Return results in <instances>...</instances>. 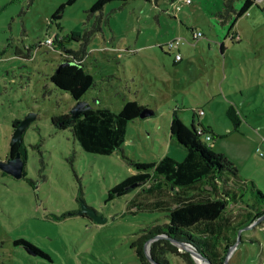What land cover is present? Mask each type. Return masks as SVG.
<instances>
[{
    "label": "rangeland",
    "instance_id": "obj_1",
    "mask_svg": "<svg viewBox=\"0 0 264 264\" xmlns=\"http://www.w3.org/2000/svg\"><path fill=\"white\" fill-rule=\"evenodd\" d=\"M66 1L0 0V162L7 159L14 123L32 116L22 134L24 176L16 179L0 170V264H139L131 244L145 233L141 230L164 223L168 214L151 206L166 201L174 207L175 201L168 195L144 199L169 192H146L150 183L110 201L108 191L135 173L133 163L184 158V149L170 140L173 113L188 127L193 116L204 130L209 124L207 144L214 153L230 161L252 154L248 123L264 126V0L230 31V21L222 24L219 17L223 0H178L177 12L167 0H112L102 15L91 16L97 0H77L64 8L60 20L54 19ZM242 3L237 0L234 7ZM92 27L99 29L87 46L84 65L96 86L81 100L115 113L135 100L153 111L128 123L121 150L111 155L83 151L70 129H58L51 121L69 113L76 102L50 81L61 60L58 46L46 40L58 36L68 41L72 32ZM191 28L203 35L195 43ZM179 35L186 40L180 47L186 57L183 64H174V54L159 45ZM66 47L78 50L80 43L69 41ZM245 174L244 168L238 172L252 180ZM255 186L264 195V187ZM245 193L247 201L250 194ZM136 195L137 203L131 204ZM80 206L106 221L97 224L81 217L76 213ZM248 211L245 206L227 211L222 223L227 226L221 229L233 246L221 264H264V218L246 223L235 239L237 227L231 222ZM18 240L47 258L16 246ZM170 242L177 252L169 256V264H211L187 241ZM150 244L144 247L147 254Z\"/></svg>",
    "mask_w": 264,
    "mask_h": 264
},
{
    "label": "trees",
    "instance_id": "obj_2",
    "mask_svg": "<svg viewBox=\"0 0 264 264\" xmlns=\"http://www.w3.org/2000/svg\"><path fill=\"white\" fill-rule=\"evenodd\" d=\"M76 1L67 0L60 5L53 14V18L60 20L64 8L73 5ZM110 1L112 0H97L89 10L90 16L95 13L102 15L104 6ZM145 1L153 2V0ZM167 1L171 2V9L177 12L175 2L178 0ZM236 1L223 0V11L219 12L222 24L230 21L229 31L250 7L256 5L260 8L263 3L243 0L240 8L236 9L234 7ZM98 29V27H92L91 30L72 32L68 41L58 36L53 39L52 47L58 46L56 50L59 51L61 65L50 76V81L58 90L68 93L76 104L85 103L81 100L82 96L96 86L94 77L85 69L84 59L90 39ZM194 30L196 29H191V33L192 41L195 43ZM231 39H236V35H232ZM69 41L79 42V49L73 50L66 47V43ZM168 42L159 45L160 48L167 47ZM223 50L224 47L221 44L220 51L223 52ZM179 61L174 59V63ZM143 109L135 100L124 102L121 110L117 113L108 108H95L86 104V108L77 116L69 112L61 116H54L51 121L58 129H70L74 140L83 151L98 155H111L113 152L121 150V146L125 142L128 123L140 118ZM15 124L16 122L13 125L14 129ZM235 125L238 128V121H235ZM198 129H201L200 124H195L194 116L188 127L179 120L176 113H173L169 126L170 140L184 149V158L177 161L171 157L163 156L154 163H133L135 173L115 184L108 191L107 200L110 201L116 197L127 195L135 189H142L150 183V187L145 189L146 192L161 189H166L169 192L160 191L159 194L142 196L144 199L150 196L168 195L169 199L175 201L174 207L165 203L166 201L151 206L154 209H165L168 214L164 216L166 219L164 223L149 225L146 230H141L145 233L139 234L131 244L130 247L134 249L139 264H169V256L172 257V254L177 252L170 239L187 241L211 264H221L224 254L228 252L229 247L233 246V242L226 238L221 229L227 226L222 224L226 222L224 217L227 211L238 206L254 209V215L249 216L247 224L263 216L264 195L262 192L258 190L253 181L242 179L238 175L237 168L223 154L213 152L205 140V136L210 133L209 128L199 131ZM25 152L21 142V145L15 144L10 147L8 156L19 154L25 164ZM246 190L250 194V204L249 200L244 201L243 195L246 194ZM137 196L130 201L131 204L137 203ZM132 208L139 209L137 205ZM80 209L81 206L76 211L77 214L94 222L86 214H81ZM95 214L97 215L96 212ZM231 224H228L230 228ZM245 225L241 224V227L236 228L235 239H237L236 232ZM158 237H167L168 239L156 240ZM148 242L151 244L147 254L144 247ZM14 244L16 246L24 245L30 253L47 258L44 252L24 240L15 241ZM183 255L191 263L189 253Z\"/></svg>",
    "mask_w": 264,
    "mask_h": 264
},
{
    "label": "crops",
    "instance_id": "obj_3",
    "mask_svg": "<svg viewBox=\"0 0 264 264\" xmlns=\"http://www.w3.org/2000/svg\"><path fill=\"white\" fill-rule=\"evenodd\" d=\"M191 29H195V28H191ZM179 37L181 38L182 36L179 35ZM226 37H228V36H226ZM222 45L224 47V44H222ZM220 46H221V44H220ZM179 52L182 54V60L177 62V63H174V64H178L180 62H182V64H183L185 62L186 56H184V54L180 51V49H179ZM198 117L200 118L202 116L198 115ZM236 120H238V127H239L240 126V120H239V118H236ZM198 124H201V123L198 122ZM248 124L250 127H247V129L252 134V137H251V144L253 147L252 148V154H249V152H247L249 155L246 154L244 157H242L238 161H235L233 159H231L232 161H230L228 158L227 159L237 168V171L239 173H240L241 168L245 169V171H246V174L244 175L245 178H250V179H252L251 181H253V183H255V185L264 187V153H263L264 152V126L254 125L252 123H248ZM207 125H208L207 128L210 129L209 124H207ZM200 128L202 130H204L202 125H200ZM210 131H211V129H210ZM255 151H256V153H257V151H258V153H263V155L261 156L259 154H256ZM248 203L250 204L251 202L248 201ZM238 208H240V207L238 206ZM254 212H255L254 209L253 210L249 209V211L247 213L240 216L238 219L232 220V222H234V223H232L233 227L234 226L235 227H241V224L242 225L246 224L248 219H249V216L252 215V213H254ZM219 224H221V223H219ZM233 227H232V229H233Z\"/></svg>",
    "mask_w": 264,
    "mask_h": 264
},
{
    "label": "water",
    "instance_id": "obj_4",
    "mask_svg": "<svg viewBox=\"0 0 264 264\" xmlns=\"http://www.w3.org/2000/svg\"><path fill=\"white\" fill-rule=\"evenodd\" d=\"M86 104L87 103L79 102L71 109L70 112L73 113L74 116H77L84 110V108H86ZM152 114H153V111L143 109L139 117L140 119H144L146 117L151 116ZM31 120H32V116H27L22 121L16 122L15 124L16 127L12 135L10 147L14 146L15 144L21 145L22 134L24 130L26 129V127L30 124ZM24 165H25L24 161L21 159L19 154H16L15 156L9 155V157L5 161L0 162V170L6 174L11 175L12 177L16 179H20L24 176ZM79 212L81 214H86L97 224H101L106 221V219H103L99 215H96L93 211H89L87 208L83 206H81V209ZM261 218H264V215ZM170 240L174 244H182V243H179V241L177 240H174V239H170ZM185 249L187 250L188 248L185 247Z\"/></svg>",
    "mask_w": 264,
    "mask_h": 264
},
{
    "label": "built area",
    "instance_id": "obj_5",
    "mask_svg": "<svg viewBox=\"0 0 264 264\" xmlns=\"http://www.w3.org/2000/svg\"><path fill=\"white\" fill-rule=\"evenodd\" d=\"M253 1L255 3H261V2H263V0H253ZM183 2L191 3V0H183ZM175 8H176L177 11L180 10V6L179 5H177ZM202 36L203 35H202L201 31L194 30V32H193V38L196 41L199 40ZM46 41H47V43H46L47 45L52 46L53 40L47 39ZM185 43H186V40L183 39V38H180V37L174 38V39H172L171 41L168 42L167 47H168V49L170 51H172L174 53V59H175V61H179V60L182 59V54L179 52V49ZM198 115L199 116L203 115V112L202 111H199L198 112ZM199 130H201V129H198V131ZM205 140L206 141H210L211 140V136L210 135H206L205 136ZM263 153H260V155L262 156Z\"/></svg>",
    "mask_w": 264,
    "mask_h": 264
},
{
    "label": "flooded vegetation",
    "instance_id": "obj_6",
    "mask_svg": "<svg viewBox=\"0 0 264 264\" xmlns=\"http://www.w3.org/2000/svg\"><path fill=\"white\" fill-rule=\"evenodd\" d=\"M9 157V156H8Z\"/></svg>",
    "mask_w": 264,
    "mask_h": 264
}]
</instances>
